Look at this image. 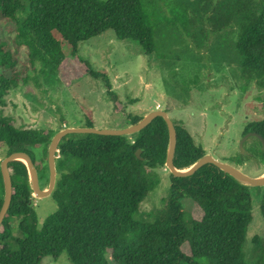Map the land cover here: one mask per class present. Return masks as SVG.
I'll use <instances>...</instances> for the list:
<instances>
[{
    "label": "trees",
    "instance_id": "obj_1",
    "mask_svg": "<svg viewBox=\"0 0 264 264\" xmlns=\"http://www.w3.org/2000/svg\"><path fill=\"white\" fill-rule=\"evenodd\" d=\"M182 7V24L194 48L203 49L212 35L231 29L236 34L234 60L239 76L263 89L264 0H182ZM0 12L5 22L16 23L15 44L25 47L29 67H39L44 83L50 76L62 78L63 66L76 57L79 43L107 30L118 40L138 42L144 54L154 50L153 30L141 0H0ZM188 12L199 17L197 22ZM19 13L24 17L18 19ZM0 67L3 106L8 90L19 79L13 74L16 60L9 52L0 54ZM85 68L92 77L101 76ZM24 73L20 79L26 84L30 76ZM128 119L130 125L141 120ZM174 127L173 164L185 170L206 153L183 127ZM58 131L16 128L2 116L0 148L6 156L27 153L41 187L48 184L47 150ZM248 132L264 138V119L248 122L242 135ZM168 140L160 117L132 135L63 137L51 194L57 210L40 229L27 168L21 161L10 162L12 197L0 225V264H40L44 257L56 260L63 252L72 264H264V240L247 238L254 206L251 188L214 165H204L189 177L169 173L162 207L143 217L140 205L160 183L158 170L165 169ZM255 140L260 149L252 150L251 156L264 164V150ZM255 189L261 190L259 212L264 221V186ZM3 194L0 173V208ZM185 200L199 218L185 208Z\"/></svg>",
    "mask_w": 264,
    "mask_h": 264
},
{
    "label": "rangeland",
    "instance_id": "obj_2",
    "mask_svg": "<svg viewBox=\"0 0 264 264\" xmlns=\"http://www.w3.org/2000/svg\"><path fill=\"white\" fill-rule=\"evenodd\" d=\"M141 2L153 30L151 54H144L138 42L118 40L113 31L107 30L79 43L74 58L101 76L92 77L73 59L63 66L61 79L50 76L47 83L37 65L35 69L29 67L25 47L15 44L16 23L5 22L0 12V54L9 52L13 56V74L19 79L5 96L0 117L9 118L16 128L47 133L67 127L86 128L90 120L94 129L121 130L130 126L128 116L143 118L155 110L165 111L206 154L249 177L264 176V164L251 156L252 150L260 149L255 138L243 144L244 153L239 147L246 124L264 119V88L250 85L239 76L234 60L236 34L231 29L214 34L198 50L182 24V0ZM187 14L197 22V15ZM23 17L18 14V19ZM64 51H68L66 47ZM22 70L30 76L26 84L20 79ZM4 157L5 150L0 148V161ZM238 159L242 164L236 162ZM158 173L159 185L140 205L144 218L162 207L161 199L169 190V172L161 169ZM250 188L254 206L247 238L258 236L264 240V221L259 212L261 190ZM41 189L46 190L47 184L43 183ZM34 199L40 229L56 212L57 203L51 195ZM184 203L187 210L192 209L200 217L196 208L186 200ZM40 264L72 263L63 252L56 260L44 257Z\"/></svg>",
    "mask_w": 264,
    "mask_h": 264
},
{
    "label": "water",
    "instance_id": "obj_3",
    "mask_svg": "<svg viewBox=\"0 0 264 264\" xmlns=\"http://www.w3.org/2000/svg\"><path fill=\"white\" fill-rule=\"evenodd\" d=\"M160 117L164 120L167 126L168 130V147H167V153H166V160H165V169L176 178H182V177H189L193 175L198 169H200L202 166L211 164L217 167L220 171H222L224 174L229 175L234 180L239 182L242 185L248 186V187H263L264 186V176L262 177H256L252 178L244 174L242 171H240L238 168L231 166L227 163L220 162L216 160L211 155H204L200 159H198L192 166L185 170H178L174 167L173 164V158L175 154L176 149V142H177V134L174 127L173 122L168 117V114L165 111L155 110L141 118L140 121L137 123L130 125L124 129L121 130H109V129H94L93 127H86V128H72L67 127L59 130L50 140L48 150H47V167L49 171L48 176V184L47 189L43 190L40 187L39 177L37 170L35 169V166L30 158V156L22 151L19 152H13L10 155L4 157L0 161V173L2 176L3 181V202L0 208V225L9 209L11 197H12V181H11V175L9 172L8 165L12 161H21L25 164L27 168L28 173V180L29 184L32 190V196L34 198H45L52 194L55 184H56V154H57V148L60 143V141L63 139V137L70 135V134H95V135H102V136H126V135H132L135 134L142 129H144L146 126H148L155 118ZM250 137L256 138L264 150V138L254 132H248L244 134L239 147L242 153H244L243 150V144L249 139ZM136 157L140 158V150L136 151Z\"/></svg>",
    "mask_w": 264,
    "mask_h": 264
},
{
    "label": "built area",
    "instance_id": "obj_4",
    "mask_svg": "<svg viewBox=\"0 0 264 264\" xmlns=\"http://www.w3.org/2000/svg\"><path fill=\"white\" fill-rule=\"evenodd\" d=\"M156 108H159V107H156Z\"/></svg>",
    "mask_w": 264,
    "mask_h": 264
}]
</instances>
